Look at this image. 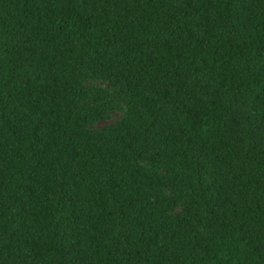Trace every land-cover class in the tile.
Instances as JSON below:
<instances>
[{
  "label": "trees",
  "instance_id": "16d2710c",
  "mask_svg": "<svg viewBox=\"0 0 264 264\" xmlns=\"http://www.w3.org/2000/svg\"><path fill=\"white\" fill-rule=\"evenodd\" d=\"M0 264H264V0H0Z\"/></svg>",
  "mask_w": 264,
  "mask_h": 264
}]
</instances>
